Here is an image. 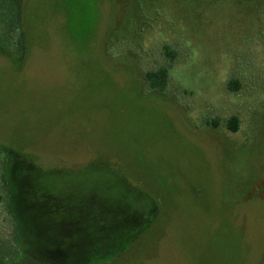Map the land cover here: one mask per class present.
<instances>
[{
  "label": "rangeland",
  "instance_id": "374dc122",
  "mask_svg": "<svg viewBox=\"0 0 264 264\" xmlns=\"http://www.w3.org/2000/svg\"><path fill=\"white\" fill-rule=\"evenodd\" d=\"M0 264H264V0H0Z\"/></svg>",
  "mask_w": 264,
  "mask_h": 264
},
{
  "label": "trees",
  "instance_id": "16d2710c",
  "mask_svg": "<svg viewBox=\"0 0 264 264\" xmlns=\"http://www.w3.org/2000/svg\"><path fill=\"white\" fill-rule=\"evenodd\" d=\"M167 53L169 54L170 59H172L173 58L172 51L167 49ZM167 66H169V64ZM167 66H159L153 70L145 71L144 78H145L146 91L162 92L165 90L168 79ZM232 82H233L232 80L229 81V86H231ZM208 123L210 122L208 121ZM211 124L216 126L217 120L213 119ZM225 125L228 129L235 131L238 126L237 117L234 115L230 116L225 121Z\"/></svg>",
  "mask_w": 264,
  "mask_h": 264
}]
</instances>
